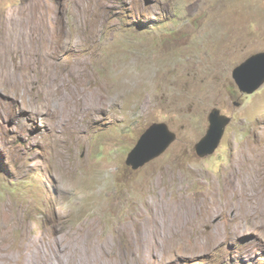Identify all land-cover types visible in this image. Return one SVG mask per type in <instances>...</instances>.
<instances>
[{
  "label": "rangeland",
  "instance_id": "374dc122",
  "mask_svg": "<svg viewBox=\"0 0 264 264\" xmlns=\"http://www.w3.org/2000/svg\"><path fill=\"white\" fill-rule=\"evenodd\" d=\"M262 52L264 0H0V264H264V85L232 77ZM155 123L177 140L132 170Z\"/></svg>",
  "mask_w": 264,
  "mask_h": 264
},
{
  "label": "water",
  "instance_id": "95a60500",
  "mask_svg": "<svg viewBox=\"0 0 264 264\" xmlns=\"http://www.w3.org/2000/svg\"><path fill=\"white\" fill-rule=\"evenodd\" d=\"M232 77L242 93L251 95L257 92L264 85V52L253 55L237 66ZM230 122L231 118L219 109L212 110L208 130L195 146L199 157L209 156L219 148ZM176 140L177 135L166 123H155L141 136L129 153L126 164L137 171L162 156Z\"/></svg>",
  "mask_w": 264,
  "mask_h": 264
},
{
  "label": "bare ground",
  "instance_id": "6f19581e",
  "mask_svg": "<svg viewBox=\"0 0 264 264\" xmlns=\"http://www.w3.org/2000/svg\"><path fill=\"white\" fill-rule=\"evenodd\" d=\"M27 77V76H26ZM6 78V77H5ZM18 78V77H17ZM23 80V79H22ZM3 81V80H2ZM5 81V80H4ZM8 81V80H7ZM23 85V84H22ZM21 87V86H20ZM252 151V150H251ZM255 152V151H254ZM252 153V152H251ZM254 154V153H253ZM248 156V155H247ZM254 156H255V154H254ZM245 159V158H244ZM254 159V158H253ZM245 161H247V160H245ZM255 161L257 162V166H258V164H259V162L261 161V157H260V155L258 154V156L255 158ZM249 162V161H248ZM250 163H252V162H249V165H251ZM247 165V164H246ZM237 168V167H236ZM249 168V167H248ZM78 169V168H77ZM253 170H254V168H253ZM251 171H252V169H251ZM251 171H249L247 168H246V166H244V168H243V170H241V172L239 173L238 172V178H237V183L236 184H243V183H245V182H248V183H251V184H253V182L254 181H257L256 179H258V178H255V177H258V175H254ZM254 172V171H253ZM255 173V172H254ZM259 177H260V175H259ZM261 178V177H260ZM263 179V178H262ZM260 180V179H259ZM259 182V181H258ZM172 185V184H171ZM172 188V187H171ZM211 192V191H210ZM210 195V194H209ZM209 198V197H208ZM215 200V199H214ZM212 201V200H211ZM212 203H213V201H212ZM171 207V206H170ZM8 210V209H7ZM177 211V210H176ZM6 212V211H5ZM8 212V211H7ZM13 215V214H12ZM11 217V216H10ZM14 217V216H13ZM13 217H11V218H9V219H7V220H5V221H11L10 223H9V225L12 223V222H15V221H13ZM155 221H157V220H155ZM92 224V223H91ZM14 225V224H13ZM16 225V224H15ZM14 225V226H15ZM212 226V225H211ZM213 228V227H212ZM7 231V230H6ZM5 234V233H4ZM235 234V233H234ZM3 237V236H2ZM4 237H6V236H4ZM58 238H60V237H58ZM58 238H56V241L58 242L59 240H58ZM62 238V237H61ZM51 239V238H50ZM61 240V239H60ZM62 241H63V239H62ZM218 241H220V240H218ZM47 242V241H46ZM23 243V242H22ZM60 243H62V242H60ZM25 245V244H24ZM23 245V246H24ZM26 245H29V244H26ZM49 245H51V244H49ZM20 247V246H19ZM27 247V246H26ZM25 248V247H24ZM33 248V247H32ZM94 248V247H93ZM35 249V248H34ZM95 249V248H94ZM27 250V249H26ZM25 250V251H26ZM69 250V249H68ZM96 250V249H95ZM100 250V253H101V258H102V260L103 259H106V251H104V250H102V249H99ZM101 250H102V252H101ZM33 251V250H32ZM31 251V252H32ZM42 252H37V256L34 258V259H28L29 260V262L27 263V264H52V262L54 261V259L57 257V259H59L58 257L60 256H58V254H59V249L58 250H51L50 248L49 249H44V250H41ZM70 251V250H69ZM74 251V250H73ZM94 251V250H93ZM34 252V251H33ZM72 252V251H71ZM76 253V252H75ZM99 253V254H100ZM25 254V253H24ZM27 254H29V253H27ZM32 254V253H31ZM34 254H36V253H34ZM69 254V253H68ZM67 254V255H68ZM71 254V253H70ZM96 254H98V253H96ZM76 254H74V256H75ZM62 257V256H61ZM65 257H66V255H65ZM69 257V256H68ZM70 257H71V255H70ZM72 258V257H71ZM100 258V259H101ZM72 259H74V258H72ZM11 260V259H10ZM24 260V259H23ZM22 260V261H23ZM27 260V261H28ZM34 260H36L37 262H35V263H33V261ZM62 260H64V259H62ZM66 260H68V259H66ZM129 260V258L128 259H126V261H128ZM56 261V260H55ZM115 261H116V259H115ZM57 262V261H56ZM63 262V261H62ZM102 262V261H101ZM100 261H99V263H101ZM60 263V262H59ZM66 263V262H65ZM64 263V264H65ZM79 263V262H78ZM77 263V264H78ZM68 264H69V261H68ZM98 264V263H97ZM101 264H109L108 263V261H104L103 260V262L101 263ZM113 264V263H112Z\"/></svg>",
  "mask_w": 264,
  "mask_h": 264
},
{
  "label": "clouds",
  "instance_id": "9594fccd",
  "mask_svg": "<svg viewBox=\"0 0 264 264\" xmlns=\"http://www.w3.org/2000/svg\"><path fill=\"white\" fill-rule=\"evenodd\" d=\"M231 118V117H230ZM226 133V132H225ZM223 141V140H222Z\"/></svg>",
  "mask_w": 264,
  "mask_h": 264
}]
</instances>
